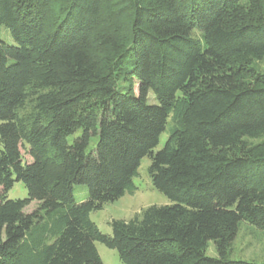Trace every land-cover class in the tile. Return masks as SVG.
I'll list each match as a JSON object with an SVG mask.
<instances>
[{
  "label": "trees",
  "instance_id": "trees-1",
  "mask_svg": "<svg viewBox=\"0 0 264 264\" xmlns=\"http://www.w3.org/2000/svg\"><path fill=\"white\" fill-rule=\"evenodd\" d=\"M0 24V264H103L96 242L123 264H264L226 251L241 221L264 230V0H0ZM145 156L171 203L102 233L90 212Z\"/></svg>",
  "mask_w": 264,
  "mask_h": 264
},
{
  "label": "rangeland",
  "instance_id": "rangeland-1",
  "mask_svg": "<svg viewBox=\"0 0 264 264\" xmlns=\"http://www.w3.org/2000/svg\"><path fill=\"white\" fill-rule=\"evenodd\" d=\"M0 38L9 44L14 40L4 25L0 24ZM264 67V63H259ZM149 102H154V95L149 93ZM168 137V130L163 131L159 136V142L153 149L154 152L161 149ZM96 137L92 138L89 148H92L96 142ZM248 143H264V135L257 139L247 140ZM23 159L30 161V157L22 149ZM150 163L148 156L141 159L137 169V175L133 177V183L136 189L133 193L126 192L114 201L106 202L99 210L91 211L90 218L96 223L102 233H111L109 221L112 219L128 220L137 215L142 209L150 205H166L171 201L160 191L155 189L147 173V167ZM0 187V192H1ZM73 195L77 202L84 200L87 196L85 184L77 183L73 185ZM7 198L18 199L27 197V189L23 182L15 181L11 188L6 192ZM37 206L36 201H32L26 208V212H31ZM99 256L103 264H123L118 257L116 249L109 248L101 242L95 243ZM228 257L232 260L251 261L264 263V230L256 226L241 221L238 224L237 232L233 240L226 248ZM205 254L210 257H217L216 244L208 241Z\"/></svg>",
  "mask_w": 264,
  "mask_h": 264
}]
</instances>
